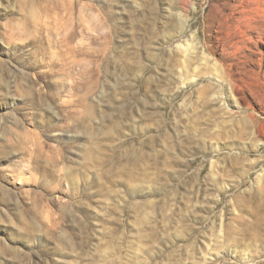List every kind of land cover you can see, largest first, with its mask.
<instances>
[{
	"label": "rangeland",
	"instance_id": "1",
	"mask_svg": "<svg viewBox=\"0 0 264 264\" xmlns=\"http://www.w3.org/2000/svg\"><path fill=\"white\" fill-rule=\"evenodd\" d=\"M0 264H264V0H0Z\"/></svg>",
	"mask_w": 264,
	"mask_h": 264
}]
</instances>
